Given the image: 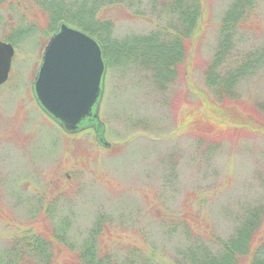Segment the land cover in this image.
I'll use <instances>...</instances> for the list:
<instances>
[{"label": "rangeland", "instance_id": "374dc122", "mask_svg": "<svg viewBox=\"0 0 264 264\" xmlns=\"http://www.w3.org/2000/svg\"><path fill=\"white\" fill-rule=\"evenodd\" d=\"M58 1L75 0H0V39L26 33L14 39L10 77L0 86V261L12 237L27 228L65 226L77 250L100 215L113 251L137 247L151 264L184 262L186 227L207 243L227 240L258 211L264 233V65L239 83L233 98L218 97L205 75L233 0H201V27L187 40L173 82H160L136 56L117 60L110 53L100 109L110 147L94 129L66 133L35 99L33 84L53 35L42 8ZM166 4L101 3L97 18L113 23L111 35H102L111 44L179 22ZM242 27L237 53L264 45V0ZM203 116L216 118V126L205 125ZM72 253L66 250L57 264Z\"/></svg>", "mask_w": 264, "mask_h": 264}, {"label": "trees", "instance_id": "16d2710c", "mask_svg": "<svg viewBox=\"0 0 264 264\" xmlns=\"http://www.w3.org/2000/svg\"><path fill=\"white\" fill-rule=\"evenodd\" d=\"M82 1H58L44 6L42 9L48 16L46 29L54 33L62 21L76 25L102 43L108 64L111 63V52L117 60L136 56L144 67L160 75V82L170 83L176 79L179 68L186 60L187 40L199 31L202 24L201 0H167L168 15H177L179 22L172 19V24L159 27L147 35L113 40L109 44L102 32L107 31L109 35L113 31V23H102L97 18V11L101 3L115 5L126 0H93L91 4L88 3L90 0ZM257 4L258 0H233L223 15L218 46L205 72L208 86L220 98L236 97L239 83L264 65V45L251 51L237 53L236 50L238 35L240 37L245 31L242 25L255 12ZM24 34L20 29L5 39L15 45L14 39ZM203 121L207 126H216L218 120L203 116ZM107 222L106 217L100 215L89 238L77 250L70 246L65 226L45 231L34 228L19 230L12 237L10 248L0 264H57L66 250L73 253L65 264H151L137 247L125 254L113 251L104 241ZM261 227L258 211L246 216L227 240L215 237L213 243H207L203 235L186 227L185 235L190 237V243L182 264H264V233Z\"/></svg>", "mask_w": 264, "mask_h": 264}, {"label": "water", "instance_id": "95a60500", "mask_svg": "<svg viewBox=\"0 0 264 264\" xmlns=\"http://www.w3.org/2000/svg\"><path fill=\"white\" fill-rule=\"evenodd\" d=\"M14 55V45L0 39V85L9 79ZM107 70L102 43L63 21L45 48L33 84L35 99L65 132L94 128L97 141L110 147L100 116Z\"/></svg>", "mask_w": 264, "mask_h": 264}]
</instances>
